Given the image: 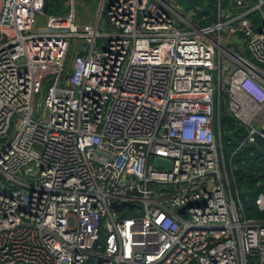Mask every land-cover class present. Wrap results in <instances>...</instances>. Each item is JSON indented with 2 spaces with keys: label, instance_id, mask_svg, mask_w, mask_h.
<instances>
[{
  "label": "built area",
  "instance_id": "1",
  "mask_svg": "<svg viewBox=\"0 0 264 264\" xmlns=\"http://www.w3.org/2000/svg\"><path fill=\"white\" fill-rule=\"evenodd\" d=\"M68 1L47 14L45 0H0V264H264V221L223 178L224 131L234 153L264 141V24L221 7L215 27L188 30L165 0H110L116 30L101 34ZM233 23L252 60L231 52L224 80L212 34Z\"/></svg>",
  "mask_w": 264,
  "mask_h": 264
},
{
  "label": "rangeland",
  "instance_id": "2",
  "mask_svg": "<svg viewBox=\"0 0 264 264\" xmlns=\"http://www.w3.org/2000/svg\"><path fill=\"white\" fill-rule=\"evenodd\" d=\"M51 2V0H49ZM56 2L52 1L50 3V6L52 8V13H67L69 11V7L67 6L68 0H55ZM164 1V0H163ZM254 4L258 3V0H255ZM109 0H76V13L78 16V19L82 23L92 22L96 24V20L100 19L99 23V31L101 34H108L113 31H115V27L111 24V21L107 14V6H108ZM154 2L159 3L158 0H154ZM169 5V10L167 12L169 15H171L173 18H175L178 23L181 25V27L192 29L191 27L194 26H200V27H215L217 25V22L220 20V9L222 7L223 12L231 11L234 14H241L244 12L245 9L244 6L250 5V2L248 0H243L242 4H238L235 1L232 0H165V4ZM62 5L60 8H54V5ZM183 12L184 17L188 20V23H183L180 17L176 14V12ZM251 13V14H250ZM248 18L250 20H259V26L263 25V18L261 19L260 9H255L249 12ZM260 17V18H259ZM38 27L45 25V18L39 17L37 21ZM226 27L232 28L231 29H224L222 32H218V30H215L212 34L213 37L219 38L220 37V44L219 48H217V54H216V63L217 64H227V68L222 73H219V70H217V75H221V79L227 80L231 73L233 72L234 68L237 66L236 62H233L230 60V54L231 52L237 53L242 58H247L249 60H252L249 56V52L246 49V43H245V37L242 34L241 31H236L237 24L233 23L232 25H227ZM232 31V32H230ZM8 34V33H7ZM9 35V34H8ZM6 39H1L0 44ZM101 40V39H100ZM81 42V40L73 38L71 40V46L68 53V64L71 61L75 48H78V43ZM83 43V42H81ZM232 50V51H231ZM258 67L264 69L263 65H260L256 63ZM255 63L253 65H256ZM259 77L264 79V75L262 72H258ZM46 85L43 87L40 94H38L35 102V114L39 113V110L41 109V103L43 96L45 95ZM226 95L227 93L222 92V97ZM14 128H11L10 134H13ZM234 145L237 146L239 142V138H235L232 140ZM226 163V172L224 171V182L226 185L227 193L229 194L232 190L233 195L235 196L236 193H238L240 197V204L237 201V206L239 207L240 211H244L245 216L248 218H252V213H259L257 207H247V202L243 200V195L246 191L243 186L239 184V176L236 174L233 170V165L230 164L229 161L225 160ZM246 206V210H245ZM130 214V211H125L124 215L128 216Z\"/></svg>",
  "mask_w": 264,
  "mask_h": 264
},
{
  "label": "trees",
  "instance_id": "3",
  "mask_svg": "<svg viewBox=\"0 0 264 264\" xmlns=\"http://www.w3.org/2000/svg\"><path fill=\"white\" fill-rule=\"evenodd\" d=\"M55 0H51V2ZM193 1V0H191ZM195 1V0H194ZM49 0H45V12L53 14ZM61 5V4H60ZM60 5H54L57 8ZM222 106V122L226 125V129L237 130V126L233 122V118L228 115ZM233 140V139H232ZM231 139L224 138V152L227 160L230 159V164L233 165V170L238 174L239 184L246 189L243 195V200L247 202V207H257L256 199L260 193H264V141L260 140L255 144L247 145L240 151L234 153L235 145ZM246 210V206H245ZM255 219L264 221V212L252 213Z\"/></svg>",
  "mask_w": 264,
  "mask_h": 264
},
{
  "label": "water",
  "instance_id": "4",
  "mask_svg": "<svg viewBox=\"0 0 264 264\" xmlns=\"http://www.w3.org/2000/svg\"><path fill=\"white\" fill-rule=\"evenodd\" d=\"M223 135H224L226 138H228V139H233V138H234V131H224V132H223ZM154 162H155V165H156V166L167 165L169 168L171 167V163H170V161H169L168 159H165L164 157H156L155 160H154ZM112 206H113L114 208L118 209V210H123V208H124L125 206L133 207L132 204H128V203H126V202H122V203H120V204H118V203H113ZM187 207H189V206L182 207V208L179 209V211L182 212V213H185Z\"/></svg>",
  "mask_w": 264,
  "mask_h": 264
},
{
  "label": "crops",
  "instance_id": "5",
  "mask_svg": "<svg viewBox=\"0 0 264 264\" xmlns=\"http://www.w3.org/2000/svg\"><path fill=\"white\" fill-rule=\"evenodd\" d=\"M110 1V0H109ZM223 1V0H222ZM249 2H250V5H247V6H244V8L245 9H247V10H245L244 12H242L241 14H243V13H246V12H250V11H252L253 10V7L254 6H256L257 5V3L256 4H254V2H256L255 0H248ZM62 5H60L58 8H60ZM65 7H69V4H68V2H67V6H65ZM228 12V11H227ZM229 12H231V11H229ZM225 13V12H224ZM53 14H66V13H53ZM251 14V13H250ZM250 14H248V16L250 15ZM232 15H238V14H233L232 13ZM260 17H261V19H262V14H260ZM259 17V18H260ZM99 20V16H98V19L96 20V23H97V21ZM252 22H253V27H254V29L256 30V29H260L263 25H260L259 26V20L258 19H256L255 18V20L253 19V20H251ZM87 23H92V22H87ZM92 24H95V23H92ZM246 43V42H245Z\"/></svg>",
  "mask_w": 264,
  "mask_h": 264
}]
</instances>
